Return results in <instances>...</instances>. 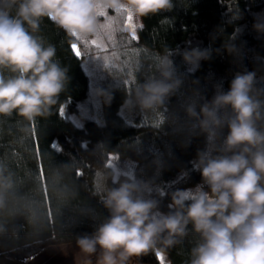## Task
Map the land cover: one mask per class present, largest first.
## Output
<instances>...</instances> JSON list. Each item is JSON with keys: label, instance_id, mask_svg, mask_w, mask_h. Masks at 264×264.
Returning a JSON list of instances; mask_svg holds the SVG:
<instances>
[{"label": "trees", "instance_id": "obj_1", "mask_svg": "<svg viewBox=\"0 0 264 264\" xmlns=\"http://www.w3.org/2000/svg\"><path fill=\"white\" fill-rule=\"evenodd\" d=\"M172 2L170 11L144 18L137 40L111 25L104 35L110 63L100 80L92 79L86 63L100 52L90 37L70 38L48 20L41 24L38 35L56 47L70 79L51 115L31 122L15 113L0 116V258L26 261L47 246L90 234L108 216L101 196L113 186L111 154L133 162L138 177L169 193L201 183L192 161L205 137L193 129L185 106L210 100L220 87L227 91L238 72H254L255 89L264 91V32L254 28L264 23V0ZM193 48L209 52L195 67L183 59ZM167 50L183 83L164 105L142 110L135 104L140 85L161 78L159 59ZM97 90L110 95V103ZM126 98L133 105H125ZM170 202L164 197L161 211ZM196 239L190 233L165 249L169 264H187ZM134 261L159 264L154 252Z\"/></svg>", "mask_w": 264, "mask_h": 264}, {"label": "clouds", "instance_id": "obj_2", "mask_svg": "<svg viewBox=\"0 0 264 264\" xmlns=\"http://www.w3.org/2000/svg\"><path fill=\"white\" fill-rule=\"evenodd\" d=\"M126 10L140 21L173 8L172 0H0V116L27 121L52 114L69 82L68 68L56 47L38 35L48 20L70 38L98 35L100 8ZM254 28L264 32V23ZM229 52L233 45H226ZM172 50L159 59L161 78L140 85L135 104L151 111L164 105L182 85ZM209 58L207 50L183 52L193 67ZM189 71H192L190 68ZM254 72H238L229 89L218 88L209 100L185 106L193 129L205 137L192 170L201 175L194 188L170 193L132 170L113 169L112 187L101 196L108 216L77 239L96 264H132L136 258L197 239L187 264H264V91L256 90ZM105 103L111 96L97 90ZM199 104V108L197 105ZM125 105H133L126 98ZM227 134L224 135V129ZM187 173H185L186 175ZM170 196L168 211L161 200Z\"/></svg>", "mask_w": 264, "mask_h": 264}, {"label": "rangeland", "instance_id": "obj_3", "mask_svg": "<svg viewBox=\"0 0 264 264\" xmlns=\"http://www.w3.org/2000/svg\"><path fill=\"white\" fill-rule=\"evenodd\" d=\"M102 4V0H101ZM100 11L104 13V15L99 16V21L101 25H105L109 23V18H111V22L114 23L111 25H115L114 28H123L127 31H129L128 35L131 38V30L127 29L126 27V20H127V14L126 13H116L114 11H108L105 10L102 6L100 8ZM134 24H136V33L137 30L140 27V21L137 18H133ZM112 27V26H111ZM110 28H104L101 27L99 30L98 35L90 37L89 39V45L91 47L95 48L97 51L99 50V54L95 55V58H88L86 60V63L88 64V71L91 74L92 79L100 80V76H103L105 73L104 68L106 65L110 63L107 56L104 54H107V52L110 50L108 48V43L105 41V36L109 33H112ZM105 35V36H104ZM95 40L97 43L93 44L92 41ZM86 43H84L85 45ZM88 44V41H87ZM86 44V45H87ZM75 45L79 49V45L75 43ZM114 48V47H113ZM112 50V48H111ZM116 59V58H115ZM109 62V63H108ZM108 69V68H107ZM109 164L113 169H121V170H132L133 171V162L126 161L119 159L117 155L111 154L109 157ZM196 185L189 188H194ZM165 258V261L167 260V255L165 252H162L160 256ZM97 256L93 255L92 257H87L85 254H83L78 245L77 242L65 244V245H52L47 246L43 248L39 253H37L35 256L31 257L29 260L21 261L26 263H32V264H96ZM15 259L5 257L4 259L0 260V264H10L11 261H14Z\"/></svg>", "mask_w": 264, "mask_h": 264}, {"label": "snow or ice", "instance_id": "obj_4", "mask_svg": "<svg viewBox=\"0 0 264 264\" xmlns=\"http://www.w3.org/2000/svg\"><path fill=\"white\" fill-rule=\"evenodd\" d=\"M125 11L126 10H122L120 13L123 14ZM100 15H104V13L102 11H100ZM101 27L110 28L111 27V18H109V23L108 24L101 25ZM126 27H127V29L131 30V38H132V40H137L138 39L137 33H136V27L137 26H136V24H134L133 17H131L130 14H128V16H127ZM92 43L96 44L97 42L95 40H93ZM71 47H72L73 51L75 52L76 56H80L81 55L80 50L78 49V47L75 44H73ZM61 113H63V109H61Z\"/></svg>", "mask_w": 264, "mask_h": 264}, {"label": "crops", "instance_id": "obj_5", "mask_svg": "<svg viewBox=\"0 0 264 264\" xmlns=\"http://www.w3.org/2000/svg\"><path fill=\"white\" fill-rule=\"evenodd\" d=\"M4 258H5V257L0 258V260H2V259H4ZM157 258H158V262H159V264H169L168 261H165V258L163 257V255H162V257H161L160 255H157ZM96 260H97V259H96ZM10 264H32V263H26V262H21V261H19V260H14V261H11ZM77 264H80V263H77ZM132 264H138V263H136L135 261H133Z\"/></svg>", "mask_w": 264, "mask_h": 264}]
</instances>
